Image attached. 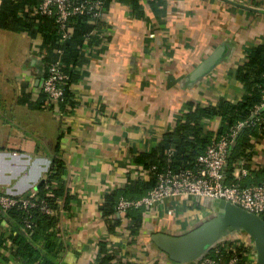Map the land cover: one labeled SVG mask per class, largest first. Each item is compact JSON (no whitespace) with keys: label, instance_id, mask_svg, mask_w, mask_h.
<instances>
[{"label":"crops","instance_id":"1","mask_svg":"<svg viewBox=\"0 0 264 264\" xmlns=\"http://www.w3.org/2000/svg\"><path fill=\"white\" fill-rule=\"evenodd\" d=\"M88 22L94 27L82 39L81 60L68 84L72 105L41 102L40 34L19 31L30 40L21 67L0 62V192H36L60 157L73 196L67 209L61 201L58 206L67 247L63 263L97 262L105 240L109 251L129 264H197L174 260L154 236L181 235L203 223L216 214L214 199L179 195L145 206L131 244L126 212H117L123 224L110 232L114 223L101 203L110 191L149 179L136 157L158 146L189 101L206 106L244 96L236 70L264 43V0H141L138 11L128 0H105L102 18ZM23 98L43 107L30 108ZM221 120L207 118L204 127L214 132ZM252 142L251 171L242 178L246 185L264 177V135ZM0 264L26 263L1 250Z\"/></svg>","mask_w":264,"mask_h":264},{"label":"trees","instance_id":"2","mask_svg":"<svg viewBox=\"0 0 264 264\" xmlns=\"http://www.w3.org/2000/svg\"><path fill=\"white\" fill-rule=\"evenodd\" d=\"M137 11L141 0H128ZM38 0H0V28L12 31L28 32L31 37L42 38L43 48L46 51L44 62L55 58L58 47L55 34L56 24L53 18L40 15L37 12ZM75 27L73 35L62 46L63 61L67 69H71V81L75 77L73 68L81 60V43L84 35L92 31L94 24L88 22V18L75 16L72 18ZM236 77L244 85L246 93L237 102L221 98L215 105H202L198 102L189 101L188 110L177 122L175 127L165 133L158 146L150 152H141L136 157V163L144 166L150 172L147 180L137 179L124 188H118L105 195L101 203V211L104 216L113 221L109 225L110 232H114L115 226L123 224V218L117 216L116 204L121 196L127 199H140L153 189L158 181V174L168 164L174 169L191 166L196 159L205 152L207 146L215 139L225 134L238 121L249 117L255 105L262 99V87L264 86V43L255 46L247 56L245 62L236 70ZM68 86L66 97L68 95ZM43 93V92H42ZM42 103L46 96L42 94ZM30 108H42V103L32 101L29 98L21 99ZM69 105L73 103L66 98ZM62 103L65 108L67 103ZM221 117V125L216 131L206 130L203 121L207 118ZM264 135L263 126H247L237 136V143L228 157L226 180L233 178V172L237 168L239 159L245 160L246 167L251 171L252 140ZM173 149L174 154L171 162L167 158V150ZM264 172V169L262 170ZM65 164L60 157L53 159L52 166L47 177L36 191L38 200H45L54 213L46 214L40 206L30 209L28 214L18 206L12 207L4 214L0 209V252L10 251L13 256L26 264H65L62 256L66 250L58 224V206L61 201L63 207H69L73 196L70 194L67 181L64 179ZM264 178V177H263ZM30 194L24 195L28 197ZM145 206L131 207L125 213L127 218L126 228L131 238L128 243L136 242L143 223ZM29 216L32 226H25V218ZM6 223V226H3ZM9 242L11 244H9ZM100 259L92 264H129L121 258L114 256L109 251L107 241H100Z\"/></svg>","mask_w":264,"mask_h":264},{"label":"built area","instance_id":"3","mask_svg":"<svg viewBox=\"0 0 264 264\" xmlns=\"http://www.w3.org/2000/svg\"><path fill=\"white\" fill-rule=\"evenodd\" d=\"M105 0H38L37 12L53 18L56 24L55 40L58 45L56 57L44 62L45 76L41 89L46 96V105H60L66 102V89L71 81V69H67L63 61V45L73 35L72 18L83 16L98 20L103 16ZM88 33L87 36H90ZM44 55L46 51L44 50ZM264 124V86L262 99L255 105L248 118L238 121L228 132L213 140L196 161L189 167L174 169L168 164L158 174L156 186L140 199H127L121 196L116 204L118 213L126 212L131 207L151 206L155 202L179 195H193L221 199L236 204L245 210L255 213L264 219V178L254 184H243L242 178L250 170L245 160L237 161V168L230 181L226 180V164L233 140L247 126H263ZM169 162L174 154L173 149L166 152ZM18 206L28 214L30 209L40 206L46 214L54 213L45 200H38L36 192L28 197L0 192V209ZM25 226L31 228L32 223L27 216ZM9 244H11L9 242ZM256 250L252 238L225 237L215 243L197 264H254Z\"/></svg>","mask_w":264,"mask_h":264},{"label":"water","instance_id":"4","mask_svg":"<svg viewBox=\"0 0 264 264\" xmlns=\"http://www.w3.org/2000/svg\"><path fill=\"white\" fill-rule=\"evenodd\" d=\"M39 82L45 73L42 67ZM237 140L230 146L229 157ZM228 163L226 164L227 169ZM42 182H40L41 184ZM37 185V188L40 186ZM212 207L216 214L203 223L181 235L157 234L155 242L176 261H197L202 258L218 241L235 231H245L254 241L256 261L264 264V219L231 202L214 199ZM6 214L5 210H1Z\"/></svg>","mask_w":264,"mask_h":264},{"label":"rangeland","instance_id":"5","mask_svg":"<svg viewBox=\"0 0 264 264\" xmlns=\"http://www.w3.org/2000/svg\"><path fill=\"white\" fill-rule=\"evenodd\" d=\"M30 48V40L24 37L22 32L10 31L0 28V62L8 63L12 66H22L23 53ZM14 72L11 78L14 79ZM191 214V213H190ZM240 237L247 240L250 237L245 231H235L225 237ZM225 237L223 239H225ZM256 257V256H255Z\"/></svg>","mask_w":264,"mask_h":264},{"label":"flooded vegetation","instance_id":"6","mask_svg":"<svg viewBox=\"0 0 264 264\" xmlns=\"http://www.w3.org/2000/svg\"><path fill=\"white\" fill-rule=\"evenodd\" d=\"M238 232H240V231H238Z\"/></svg>","mask_w":264,"mask_h":264}]
</instances>
